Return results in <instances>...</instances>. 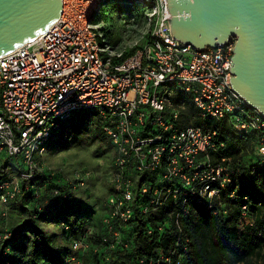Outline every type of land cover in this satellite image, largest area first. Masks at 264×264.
<instances>
[{
    "label": "built area",
    "instance_id": "built-area-1",
    "mask_svg": "<svg viewBox=\"0 0 264 264\" xmlns=\"http://www.w3.org/2000/svg\"><path fill=\"white\" fill-rule=\"evenodd\" d=\"M62 1L60 17L46 32L0 56V202L60 174L42 161L48 144L62 121L95 109L113 144L112 192L101 217L93 216L84 234L72 240L74 252L64 264H92L89 259L101 248L105 259L97 264H108L112 256L115 264H182L192 201L213 208L225 190L235 198L237 186L230 189L235 170L224 163L228 158L213 160L224 146L218 133L181 125V110L171 106L172 88L191 94L201 117L228 118L240 132L256 131L255 161L264 165V114L231 81L237 37L199 49L172 35L168 0H141L149 42L121 60L94 22L101 0ZM65 183L76 190L85 177L78 173ZM50 192L60 196L63 190ZM34 197L42 198L39 192ZM242 208L245 214L248 205ZM152 214L157 218L150 222ZM139 220L151 225L149 236L168 233V248L127 256L135 237L130 228ZM11 234L6 227L0 239Z\"/></svg>",
    "mask_w": 264,
    "mask_h": 264
},
{
    "label": "trees",
    "instance_id": "trees-1",
    "mask_svg": "<svg viewBox=\"0 0 264 264\" xmlns=\"http://www.w3.org/2000/svg\"><path fill=\"white\" fill-rule=\"evenodd\" d=\"M101 4L100 11L94 17L96 23L100 22V17H103L108 8L125 12L126 19L141 9L145 11L147 9V5L141 0H101ZM172 91L170 94L172 102L176 106H184L183 121L186 124L201 127L205 132L218 133V143L222 142L224 146L212 155L213 160L219 162L223 156L228 158L224 163L235 170L230 189L237 186L235 198L229 197L225 190L221 198L214 199L213 208L197 200L192 201L190 213L183 227L191 239L182 264H248L254 256H262L264 250V165L255 161L257 132H240L233 127L228 118L219 120L210 116L201 117L191 94L177 87H173ZM90 109L92 108L78 110L72 118L62 121L61 125L72 120L80 111ZM97 114L99 115L98 112ZM71 122L75 124L74 121ZM90 125L91 127L83 132L76 128L85 139L79 141L86 145L99 141L97 148L99 155L113 150V144L104 131L106 125L104 119L99 115L95 125ZM58 135L59 132L57 137ZM247 136L253 137L254 160L248 163H242L241 160L238 162L242 157L243 147L248 144ZM102 140H106L107 144L102 145L100 143ZM144 177L154 178V175L145 174ZM65 182L61 174L45 182H33L26 194L10 201V211L19 219L16 224L6 226L11 231V236L6 240L0 239V264H64L65 259L73 254L72 240L84 234L95 216L96 209L87 206L79 198L77 195L79 188L73 190ZM55 187L63 190L60 196L51 194L50 191ZM36 192H39L42 198L34 197ZM244 195H248L249 200L244 199ZM245 204L248 205V209L244 214L242 207ZM194 212H197V218L193 216ZM164 213L165 209L157 215L162 217ZM157 215L152 214L149 221L152 222ZM50 218L59 227L58 231L45 230L42 221ZM248 219L251 221L248 222ZM150 226L147 221L139 220L135 227L130 228V234L135 232V237L127 256L134 257L138 253L148 256L157 248H168V243L172 240L169 239L170 235L155 233L149 236L146 230ZM121 253L126 256V253L117 251V254ZM113 258L114 256L110 258L108 264H115L118 261ZM101 259H105L102 248L100 253L92 256L89 261L97 264Z\"/></svg>",
    "mask_w": 264,
    "mask_h": 264
},
{
    "label": "water",
    "instance_id": "water-1",
    "mask_svg": "<svg viewBox=\"0 0 264 264\" xmlns=\"http://www.w3.org/2000/svg\"><path fill=\"white\" fill-rule=\"evenodd\" d=\"M171 33L199 49L237 37L231 78L264 114V0H168ZM62 0H0V56L34 40L60 17Z\"/></svg>",
    "mask_w": 264,
    "mask_h": 264
},
{
    "label": "rangeland",
    "instance_id": "rangeland-1",
    "mask_svg": "<svg viewBox=\"0 0 264 264\" xmlns=\"http://www.w3.org/2000/svg\"><path fill=\"white\" fill-rule=\"evenodd\" d=\"M125 14V12H118L114 8H108L102 15L103 17L99 19V26L104 30L105 40L113 48L116 58H124L137 49L145 47L150 38V29L144 20L145 10L141 9L135 12L129 19H126ZM171 106L181 110V125L190 126L183 121L184 106H176L174 102L171 103ZM98 119L97 112L90 109L89 111H80L72 120L63 122L60 131H57V133L59 132L57 139L50 141L42 159L46 166L60 172L64 181L68 179L73 181L78 173L84 175L85 183L77 190V195L87 206L96 209V219L101 217L103 206L110 195L109 173L113 168V150L99 155L97 151L99 141L90 145L81 143L79 140L85 139L76 131V128L83 132L91 127L90 124L94 126ZM71 121H74L75 124H72ZM246 138L248 144H245L241 152L242 157L238 159V162L241 160L242 163L254 160L253 137L247 136ZM106 140H102L100 143L106 145ZM193 216L197 218V212H194ZM18 219L10 211V202H0V231L6 226L10 227L16 224ZM42 223L45 230L58 231L59 227L51 218L42 221ZM263 254L254 256L248 264H264Z\"/></svg>",
    "mask_w": 264,
    "mask_h": 264
}]
</instances>
